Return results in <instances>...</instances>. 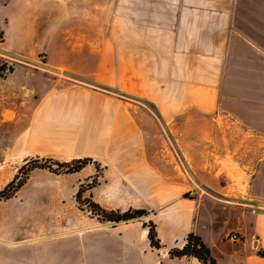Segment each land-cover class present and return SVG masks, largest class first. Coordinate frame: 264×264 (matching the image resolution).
I'll return each mask as SVG.
<instances>
[{
	"label": "crops",
	"instance_id": "0c3cea01",
	"mask_svg": "<svg viewBox=\"0 0 264 264\" xmlns=\"http://www.w3.org/2000/svg\"><path fill=\"white\" fill-rule=\"evenodd\" d=\"M86 1L80 12L95 18L85 28L96 33V40L77 51L84 55L79 60L84 66L69 68L50 63V58L43 64L36 83L39 97L29 127L21 133L22 147L30 156L92 158L102 167L96 184L85 191L92 201L104 209L148 213L120 222L79 214L73 203L75 186L94 174L86 164L70 174L84 173L70 187L72 217L50 234L79 245L50 251L45 264H203L193 256L169 255L172 247L183 246L189 232L200 235L218 264H264V195L238 204L212 192L187 197L191 188L184 177L165 168L168 153L149 138L158 127L155 119L165 124L177 117L189 120L219 103L232 105L229 89L264 90L262 82L231 78L240 0ZM53 11L60 10L46 9ZM101 17H107V25L100 43ZM51 67L73 73L83 84L55 77ZM26 82L37 86L32 76ZM127 96L152 102L155 119L128 106ZM149 219L156 226L159 249L151 246L144 224ZM224 224H230L227 232ZM232 231L256 242H233L227 239Z\"/></svg>",
	"mask_w": 264,
	"mask_h": 264
},
{
	"label": "rangeland",
	"instance_id": "374dc122",
	"mask_svg": "<svg viewBox=\"0 0 264 264\" xmlns=\"http://www.w3.org/2000/svg\"><path fill=\"white\" fill-rule=\"evenodd\" d=\"M87 6L86 0H0V264H45L50 251L79 245L75 239H52L50 234L59 222L72 217L70 187L84 173L70 176L75 172H63L57 166L73 159L26 155L21 133L29 127L27 121L41 88L36 84L42 79L39 70L44 71L48 58L52 64L69 68L84 66L79 61L84 55L77 51L89 49L87 45L96 40V33L85 28L87 21L95 18L80 12ZM47 8L60 11L46 13ZM234 22L231 78L264 84V0H240ZM106 25L107 17H101L100 43ZM85 66L93 69V65ZM55 68L49 71L55 77L83 84L73 73ZM30 76L36 88L26 82ZM227 91L232 105L219 103L205 115L199 113L189 120L177 117L166 124L162 118L155 119L152 102L132 96L124 100L157 121L149 138L168 153L165 168L184 177L191 188L187 197L199 194L204 198L212 192L238 204L244 198L264 195V90ZM37 158L49 168L28 170ZM88 164L94 174L75 186L73 203L79 214L104 221L102 211L94 208L85 192L96 184L102 167L92 158ZM25 177L15 194L6 199ZM229 226L224 224V231Z\"/></svg>",
	"mask_w": 264,
	"mask_h": 264
},
{
	"label": "trees",
	"instance_id": "16d2710c",
	"mask_svg": "<svg viewBox=\"0 0 264 264\" xmlns=\"http://www.w3.org/2000/svg\"><path fill=\"white\" fill-rule=\"evenodd\" d=\"M90 161V158L84 157L79 159H73L72 161L67 162H58L57 166L63 168V172H76L80 170L85 164H88ZM35 167L38 168H49V165H46L44 163H41L40 161H37L30 164L28 167V170H31ZM54 171V170H53ZM55 173H58L54 171ZM18 174L16 175V177ZM25 178L19 179L16 185L12 188V190L6 194L4 197L7 199L10 196L14 195L15 192L18 190L20 185H22L25 182ZM94 208H97L98 210L102 211V216L104 217V221H114V222H120V221H128L130 219H136L140 217L141 215L146 214L145 209H135V208H129L125 211H121L119 209H112L107 210L100 207L98 204L94 203L92 204ZM145 225L148 226L149 232L148 237L151 243V246L153 248L159 249L162 247V244L160 242V239L157 236V231L155 228L154 223L151 221L145 222ZM210 247L202 240L200 235L196 234L195 232H189L186 234L184 238V244L182 247H172L169 249V255L172 257H180V256H193L200 260L203 264H218L216 262V259L213 257V255L210 252Z\"/></svg>",
	"mask_w": 264,
	"mask_h": 264
},
{
	"label": "built area",
	"instance_id": "2783aa9c",
	"mask_svg": "<svg viewBox=\"0 0 264 264\" xmlns=\"http://www.w3.org/2000/svg\"><path fill=\"white\" fill-rule=\"evenodd\" d=\"M6 57V56H4ZM2 58H0V62L2 61L1 60ZM6 59V58H5ZM227 239L229 240H232L233 242H242V243H250V244H254L256 242V239L255 238H251L250 237H247L246 235H243L239 232H230L228 235H227Z\"/></svg>",
	"mask_w": 264,
	"mask_h": 264
}]
</instances>
